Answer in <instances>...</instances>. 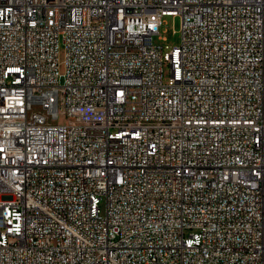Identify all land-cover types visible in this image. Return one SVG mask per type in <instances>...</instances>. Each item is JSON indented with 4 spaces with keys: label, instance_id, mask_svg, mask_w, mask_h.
<instances>
[{
    "label": "built area",
    "instance_id": "obj_1",
    "mask_svg": "<svg viewBox=\"0 0 264 264\" xmlns=\"http://www.w3.org/2000/svg\"><path fill=\"white\" fill-rule=\"evenodd\" d=\"M0 264H264V0H0Z\"/></svg>",
    "mask_w": 264,
    "mask_h": 264
},
{
    "label": "rangeland",
    "instance_id": "obj_2",
    "mask_svg": "<svg viewBox=\"0 0 264 264\" xmlns=\"http://www.w3.org/2000/svg\"><path fill=\"white\" fill-rule=\"evenodd\" d=\"M161 24L158 27V35L153 36L152 43L153 45L166 46L168 50L171 48H176L179 45V21L177 17H162ZM157 37L162 38L163 40H158ZM162 76L163 82L168 81V71L167 66L164 64L162 66Z\"/></svg>",
    "mask_w": 264,
    "mask_h": 264
}]
</instances>
